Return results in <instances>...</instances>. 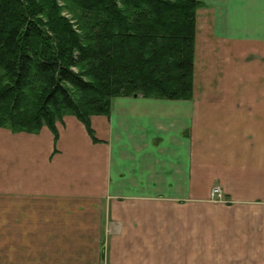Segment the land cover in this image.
I'll return each instance as SVG.
<instances>
[{"label": "crops", "instance_id": "obj_1", "mask_svg": "<svg viewBox=\"0 0 264 264\" xmlns=\"http://www.w3.org/2000/svg\"><path fill=\"white\" fill-rule=\"evenodd\" d=\"M199 1L190 99L0 128V264H264V0Z\"/></svg>", "mask_w": 264, "mask_h": 264}, {"label": "trees", "instance_id": "obj_2", "mask_svg": "<svg viewBox=\"0 0 264 264\" xmlns=\"http://www.w3.org/2000/svg\"><path fill=\"white\" fill-rule=\"evenodd\" d=\"M199 0H0V127L37 133L111 99H190Z\"/></svg>", "mask_w": 264, "mask_h": 264}, {"label": "built area", "instance_id": "obj_3", "mask_svg": "<svg viewBox=\"0 0 264 264\" xmlns=\"http://www.w3.org/2000/svg\"><path fill=\"white\" fill-rule=\"evenodd\" d=\"M211 194H212V195H215V196H217V197H220V196H221V193H220L218 187H214V188H212V190H211Z\"/></svg>", "mask_w": 264, "mask_h": 264}, {"label": "rangeland", "instance_id": "obj_4", "mask_svg": "<svg viewBox=\"0 0 264 264\" xmlns=\"http://www.w3.org/2000/svg\"><path fill=\"white\" fill-rule=\"evenodd\" d=\"M138 96V95H137ZM131 97V96H130ZM1 128V127H0ZM1 129H7V128H1ZM7 130H9V129H7ZM11 131V130H10ZM12 132V131H11ZM19 132H22V131H19Z\"/></svg>", "mask_w": 264, "mask_h": 264}, {"label": "water", "instance_id": "obj_5", "mask_svg": "<svg viewBox=\"0 0 264 264\" xmlns=\"http://www.w3.org/2000/svg\"><path fill=\"white\" fill-rule=\"evenodd\" d=\"M133 97H137V94H134Z\"/></svg>", "mask_w": 264, "mask_h": 264}]
</instances>
